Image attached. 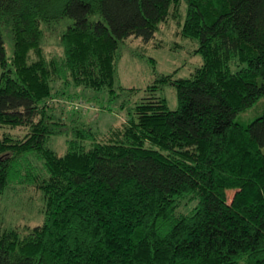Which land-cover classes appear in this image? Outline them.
<instances>
[{
  "label": "trees",
  "instance_id": "16d2710c",
  "mask_svg": "<svg viewBox=\"0 0 264 264\" xmlns=\"http://www.w3.org/2000/svg\"><path fill=\"white\" fill-rule=\"evenodd\" d=\"M181 16L189 76L118 85L103 132L55 110L71 85L115 93L126 40ZM263 96L264 0H0V193L33 189L41 218L0 217V264H264V109L235 119Z\"/></svg>",
  "mask_w": 264,
  "mask_h": 264
},
{
  "label": "rangeland",
  "instance_id": "374dc122",
  "mask_svg": "<svg viewBox=\"0 0 264 264\" xmlns=\"http://www.w3.org/2000/svg\"><path fill=\"white\" fill-rule=\"evenodd\" d=\"M185 7H183L184 12ZM184 16L179 19L170 17L168 21L160 25L154 37L149 42H143L140 38L131 37L122 45L121 57L117 62V80L115 93L108 88L100 90L87 89L80 86H69L61 94L60 101L54 104L57 112L66 113L67 118L78 115L87 121L91 127L99 132L105 131L111 125H117L124 114L125 106L132 97L126 92L120 91L118 85L125 87H144L154 81L159 74L172 73L173 77H187L195 67L202 63V55L196 50L197 41L181 34V24ZM46 50L58 48L57 36L47 34L45 38ZM5 51L10 56L12 46L7 35H4ZM57 84V83H56ZM56 89H64L55 85ZM59 92V91H58ZM169 108L177 107L176 89L172 84L165 85L161 90ZM133 99V98H132ZM99 105L101 108H99ZM264 109V96L253 106L246 108L236 115V120L246 124ZM79 111V112H76ZM89 122V123H88ZM64 135H52L49 145L58 152L65 149ZM264 151V147H263ZM230 200L233 190L227 191ZM38 193L30 188L21 190L19 186L13 190L0 193V217L10 223H24L33 225L41 221L34 216L39 206ZM193 205V202L184 210Z\"/></svg>",
  "mask_w": 264,
  "mask_h": 264
}]
</instances>
